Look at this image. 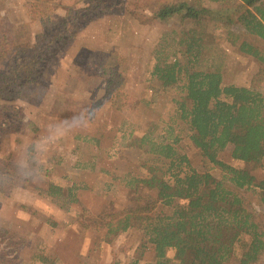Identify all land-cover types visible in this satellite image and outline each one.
<instances>
[{
    "label": "trees",
    "instance_id": "obj_1",
    "mask_svg": "<svg viewBox=\"0 0 264 264\" xmlns=\"http://www.w3.org/2000/svg\"><path fill=\"white\" fill-rule=\"evenodd\" d=\"M52 1L51 7L44 2L35 10V14L41 12L39 29L23 41L13 37L8 27L11 24L6 16H0V143L8 133L26 127L19 100L38 87L46 90L56 59L84 24L111 10L106 7L92 14L100 6L94 0H81L85 5L65 6V13L54 20L48 11L60 6V0ZM203 1L136 0L132 8L125 5L128 0L122 1L124 17L142 23L149 21L142 19L149 15L159 20L178 18L175 27L163 31L155 41L150 72L156 83L152 97L175 91V108L162 134L154 135L151 128L122 132L115 146L118 160L126 161L125 150L139 152V160L135 171L115 172L112 180L105 182L104 192L114 184L128 187L130 204L117 210L105 206L95 216L90 215L87 223L105 230L106 241L130 229L139 231L141 252L148 244L153 246L154 261L150 264H256L264 255V224L242 193H255L257 204L264 209V181H257L248 167L234 166L219 157L221 151L229 149L234 161L264 166V94L254 86L225 82V59L215 42L223 37L235 53L256 61L259 69L254 78L261 81L264 0H206L217 7L205 6ZM233 25L245 34L234 31ZM117 57L114 52L88 51L85 59L93 77L101 79V98L121 109L128 65L127 57ZM80 77L89 84L91 78ZM44 81L46 85H42ZM179 123L187 127L188 139L199 152L201 170L177 146L180 137L174 125ZM74 139L88 142L94 138L76 133ZM74 167L93 170L94 157L83 164L78 161ZM212 169H220L218 178ZM28 174L27 167L0 157V193L10 191L15 184H26ZM82 184L46 183L42 192L65 206L78 200V191L86 188ZM142 187L147 196L137 195ZM30 240L29 233L0 227V264H15L19 248L29 246ZM32 258L39 264H55L52 254L42 247H37ZM130 264H138V259Z\"/></svg>",
    "mask_w": 264,
    "mask_h": 264
},
{
    "label": "rangeland",
    "instance_id": "obj_2",
    "mask_svg": "<svg viewBox=\"0 0 264 264\" xmlns=\"http://www.w3.org/2000/svg\"><path fill=\"white\" fill-rule=\"evenodd\" d=\"M122 1H93L100 7H95L92 14L106 7L111 10L102 11L105 13L84 24L73 43L56 59L53 79L46 90L38 87V90L27 92L25 100H19L26 127L19 132L8 133L0 143V157H9L16 165L27 167L30 178L26 184H15L10 191L0 193V227L23 235L29 233L31 237L29 246L19 248L15 264H39L32 258L37 247L51 253L55 264H130L137 259L138 264H150L154 261L152 245L148 244L141 252L139 231L130 229L106 241L105 230L87 223L90 215L95 216L105 206L111 205L117 210L130 204L128 187L122 189L114 184L111 190L104 192L105 182L111 181L115 172L135 171L134 166L139 160V152L135 150L123 151L125 162L118 160L115 146L122 132L151 128L154 135L162 134L175 108L172 102L176 97L175 91H164L155 99L152 97V87L156 83L150 72L157 39L163 31L175 27L178 18L159 20L149 15L142 18L149 21L142 23L134 17H124L126 10H121L124 7ZM128 1L125 5L134 7L136 0ZM44 2H47V7L54 5L52 0H0V16H6L11 24L8 27L13 37L23 41L30 32L39 29L41 12L35 14V10L44 6ZM141 2L146 3V0ZM202 3L208 7L218 6L206 0ZM77 4L85 5L81 0H60V6L48 11L50 19L57 20L65 13V6L78 7ZM232 28L245 34L239 26L233 25ZM243 34L242 37L251 39ZM215 42L225 59V82L254 86L264 94V78L258 82L254 78L259 64L235 53L223 37ZM261 46L264 49V45ZM88 51L114 52L118 57H127L121 109L101 98L102 91L98 89L101 79L93 77L92 68L86 64ZM79 72L82 73L80 76L91 78L89 84L80 80ZM46 84V81L42 82V85ZM174 130L180 137L177 144L180 151L186 153L192 165L201 170L199 152L188 139L187 127L179 123L174 125ZM76 133L87 134L94 139L76 142ZM92 156L93 170L74 167L78 161L86 163ZM219 157L234 166L248 167L257 181H264V166L234 161L229 149L221 151ZM211 172L218 178L221 171L212 169ZM73 181L83 183L86 188L78 191L76 202L65 206L58 205L42 192L46 183L69 185ZM145 190L140 188L137 195L147 196ZM242 193L264 224V209L257 204L255 193L249 190ZM50 221H54L55 226ZM168 254L171 255V251ZM256 264H264V255Z\"/></svg>",
    "mask_w": 264,
    "mask_h": 264
}]
</instances>
